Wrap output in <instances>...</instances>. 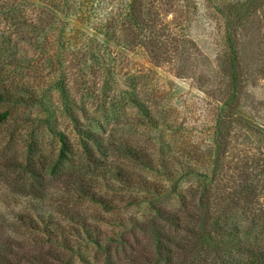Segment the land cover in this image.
<instances>
[{"label": "rangeland", "instance_id": "374dc122", "mask_svg": "<svg viewBox=\"0 0 264 264\" xmlns=\"http://www.w3.org/2000/svg\"><path fill=\"white\" fill-rule=\"evenodd\" d=\"M212 1L224 7L235 39L238 95L218 127L217 165L213 174L206 170L210 182L201 189L196 177L183 181L185 196L166 200L177 216L190 211L201 217L205 240L193 247L195 264H217L237 239H264V0ZM60 2L0 0V90L23 97L0 103V113L9 112L0 121V218L11 219L28 208L29 194L42 188L57 191L61 175L79 172L92 178L75 128L99 135L104 154L98 158L104 165L130 166L124 151L146 145L149 138L158 143L162 135L168 143L170 131L142 123L154 116L152 107L160 109L152 99L154 85L170 93L165 109L184 110L188 101L194 107L211 100L199 84L174 76L169 57L194 53L197 62L190 58L188 65L204 71L206 81L220 78L213 55L222 24L210 19L206 0ZM200 51H209L211 58L200 57ZM131 93L139 97V106ZM56 130L65 135L71 152L53 176L60 146ZM183 202L189 207L185 212Z\"/></svg>", "mask_w": 264, "mask_h": 264}, {"label": "trees", "instance_id": "16d2710c", "mask_svg": "<svg viewBox=\"0 0 264 264\" xmlns=\"http://www.w3.org/2000/svg\"><path fill=\"white\" fill-rule=\"evenodd\" d=\"M205 4L210 19L222 24L213 55V68L220 75L218 81L204 80V71L187 64L190 58L197 62L194 53H177L173 62L170 57L167 60L176 78L199 84L198 90L211 100L206 103L202 100L194 107L188 101L184 110L165 109L164 101L170 93L154 85L156 96L152 99H157L160 109L152 107L154 116L146 117L142 123L151 129L170 131L171 139L165 143L160 135L158 143L149 138L140 148H127L124 154L131 163L128 167L121 163H101L98 156L104 154V142L99 140V135L89 129L75 128L79 145L85 152L83 165L90 168L88 173L92 178L79 172L72 177L61 175L57 191L46 192L40 188L42 191L27 195L28 208L13 213L11 219L1 217L0 246L4 251H0V264L196 263L198 256L193 247L205 240L201 239V217L196 219L190 211L184 218L177 216L167 207L166 200L175 194L181 199L185 196L180 192L183 181L196 177L201 189L210 182L206 170L213 174L217 165L214 155L218 127L226 108L233 105L239 86L237 50L229 19L222 5L212 0H206ZM58 37L63 45V34ZM198 54L203 58L212 55L209 51ZM12 94L9 90H0V103H18L23 98ZM131 95L132 102L139 106V97ZM140 110L146 114V110ZM182 111L191 114L202 111L206 115L199 119ZM8 115V111L0 113V121ZM54 133L60 146L58 158L51 166L53 176L60 173L68 160L67 153L71 152L65 135L57 130ZM181 205L184 212L189 208L184 202ZM25 247L29 253L15 252ZM217 264H264V239H237Z\"/></svg>", "mask_w": 264, "mask_h": 264}]
</instances>
